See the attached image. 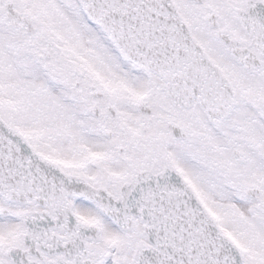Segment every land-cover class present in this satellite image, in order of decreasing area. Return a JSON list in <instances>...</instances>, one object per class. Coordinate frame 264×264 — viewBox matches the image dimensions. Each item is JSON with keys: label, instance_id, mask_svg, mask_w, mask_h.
<instances>
[{"label": "snow or ice", "instance_id": "6c2138e0", "mask_svg": "<svg viewBox=\"0 0 264 264\" xmlns=\"http://www.w3.org/2000/svg\"><path fill=\"white\" fill-rule=\"evenodd\" d=\"M0 264H264V0H0Z\"/></svg>", "mask_w": 264, "mask_h": 264}]
</instances>
